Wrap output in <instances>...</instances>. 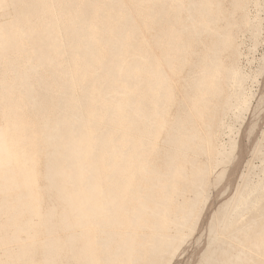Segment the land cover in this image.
<instances>
[{"label":"bare ground","instance_id":"6f19581e","mask_svg":"<svg viewBox=\"0 0 264 264\" xmlns=\"http://www.w3.org/2000/svg\"><path fill=\"white\" fill-rule=\"evenodd\" d=\"M250 1L0 0V264H170L250 106ZM261 155L197 264H264Z\"/></svg>","mask_w":264,"mask_h":264},{"label":"rangeland","instance_id":"374dc122","mask_svg":"<svg viewBox=\"0 0 264 264\" xmlns=\"http://www.w3.org/2000/svg\"><path fill=\"white\" fill-rule=\"evenodd\" d=\"M257 2L259 4L258 6L250 1L246 6V11L252 21H257L256 23L261 22V33L258 43L254 41L251 33L246 30L239 31L235 36L236 43L241 50V66L250 77L246 83V88L248 91H252L250 106L247 108L248 110H245L243 117L241 116L239 120L236 121L230 116L226 117L227 122L234 124V132L232 135L235 141L237 139L235 146L236 150H234L235 153L233 152L234 155H232V159H230L232 162L225 166V171L227 169V172H225V174L223 173L224 176L222 175V177H224V179H222L223 181L221 183H219V180L215 181V177L218 172H220L221 167L220 169L219 167L215 168L214 174H216L211 176L213 183H211L212 186H210V199L208 198V202H206L202 210L196 229L179 248L170 264H197L204 250V244H207L208 236H205V233H207L209 220H211L213 216L212 214L217 211V207H220L223 202L229 200V197L231 198L233 193L235 194L234 191L237 189L236 186L241 184L243 180L242 177L245 174L251 173L252 177L256 178L257 173L260 171V165L262 163L261 153L264 150V140L258 145L264 137V0H257ZM1 19L0 16V21ZM257 103L261 106L259 105V107ZM251 127H254V129H251ZM236 128L238 130H235ZM248 128L250 129L248 130ZM250 130L253 131L251 132ZM217 139L225 142L228 140V135L221 132ZM259 150H261V152H258ZM233 156L235 158H233ZM227 187L228 189L226 191L225 188ZM197 239H199L200 246H197Z\"/></svg>","mask_w":264,"mask_h":264}]
</instances>
